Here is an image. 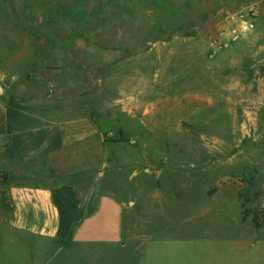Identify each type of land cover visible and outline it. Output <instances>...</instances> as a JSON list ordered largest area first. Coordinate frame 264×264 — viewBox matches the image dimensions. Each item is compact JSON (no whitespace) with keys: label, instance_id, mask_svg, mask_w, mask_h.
I'll return each instance as SVG.
<instances>
[{"label":"rangeland","instance_id":"374dc122","mask_svg":"<svg viewBox=\"0 0 264 264\" xmlns=\"http://www.w3.org/2000/svg\"><path fill=\"white\" fill-rule=\"evenodd\" d=\"M243 3L0 0L7 85L47 114L98 110L136 203L116 246L0 225V264H264V25L218 44Z\"/></svg>","mask_w":264,"mask_h":264},{"label":"crops","instance_id":"0c3cea01","mask_svg":"<svg viewBox=\"0 0 264 264\" xmlns=\"http://www.w3.org/2000/svg\"><path fill=\"white\" fill-rule=\"evenodd\" d=\"M253 5L260 14L241 43L264 25V0ZM15 71L0 68V225L70 251L120 244L136 203L118 196L115 174L132 160L119 154L98 110L39 111L38 96L7 85Z\"/></svg>","mask_w":264,"mask_h":264},{"label":"built area","instance_id":"2783aa9c","mask_svg":"<svg viewBox=\"0 0 264 264\" xmlns=\"http://www.w3.org/2000/svg\"><path fill=\"white\" fill-rule=\"evenodd\" d=\"M258 15L255 6L246 3L237 9L227 10L223 14V22L227 23L229 27L219 31V47H226L227 44L240 38L245 31L251 29Z\"/></svg>","mask_w":264,"mask_h":264},{"label":"water","instance_id":"95a60500","mask_svg":"<svg viewBox=\"0 0 264 264\" xmlns=\"http://www.w3.org/2000/svg\"><path fill=\"white\" fill-rule=\"evenodd\" d=\"M7 180V175L4 174V176L2 177V181L5 182Z\"/></svg>","mask_w":264,"mask_h":264}]
</instances>
